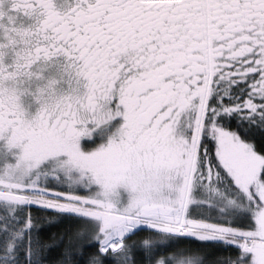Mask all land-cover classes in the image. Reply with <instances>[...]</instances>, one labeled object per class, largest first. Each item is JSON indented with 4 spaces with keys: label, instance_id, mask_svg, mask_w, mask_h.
<instances>
[{
    "label": "snow or ice",
    "instance_id": "snow-or-ice-1",
    "mask_svg": "<svg viewBox=\"0 0 264 264\" xmlns=\"http://www.w3.org/2000/svg\"><path fill=\"white\" fill-rule=\"evenodd\" d=\"M0 264H264V0H0Z\"/></svg>",
    "mask_w": 264,
    "mask_h": 264
}]
</instances>
